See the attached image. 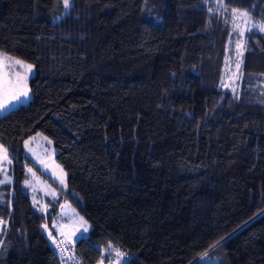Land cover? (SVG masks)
I'll return each mask as SVG.
<instances>
[{"label":"trees","instance_id":"trees-1","mask_svg":"<svg viewBox=\"0 0 264 264\" xmlns=\"http://www.w3.org/2000/svg\"><path fill=\"white\" fill-rule=\"evenodd\" d=\"M226 5L0 0V52L34 65L31 99L0 114V264H63L48 234L63 198L90 223L84 264L109 241L130 264H264V33L244 37L236 88L222 80L230 9L260 21L264 0ZM38 132L66 172L45 212L25 185Z\"/></svg>","mask_w":264,"mask_h":264},{"label":"rangeland","instance_id":"rangeland-1","mask_svg":"<svg viewBox=\"0 0 264 264\" xmlns=\"http://www.w3.org/2000/svg\"><path fill=\"white\" fill-rule=\"evenodd\" d=\"M241 27H244L243 21H241ZM242 39L244 40V37L242 38L239 35L238 31L233 30V24H232L231 36L226 48L225 67L222 78L223 85L227 84L228 87L231 88H236L237 81L239 79V78H234L237 72L236 45ZM0 54L3 53L0 52ZM11 58H13V60L17 59L14 57ZM25 63L31 64L28 62ZM31 65L33 66V68L31 73L28 75V79H27L28 89H29V84H28L29 77L34 74V65L33 64ZM17 73L24 74V69L21 68L19 65L11 66L9 64H5L4 67L0 68V79L7 78V79L15 80ZM30 99H31V93H30ZM28 101L29 100L24 101L23 103H27ZM26 140L29 141V144L28 147H25V144L23 143L24 153L31 159L34 165V166H30V165L27 166V170L31 169V172L28 171L29 178L27 179V181H29L30 192L32 194L33 200L38 204H40L41 208L46 209L47 202H46L45 194L47 192L43 190L42 186H45L49 190L53 191L51 193L52 194L55 193L54 196H57L56 195L57 190L59 191L66 188V172L57 163L55 159L56 150L50 138L38 132L29 136L28 138H26ZM29 149H31V151ZM7 169H8L7 170V175H8L9 165H7ZM1 173L3 174L2 179H4L5 173L3 171H1ZM61 179H63L64 181L63 184L61 183ZM57 217L59 221H57L55 224L58 223L60 227L63 226V228H66V230H71V228L79 229L82 223L81 218H83V221L87 222L85 225L86 227L90 225L89 221L85 218V216H83L78 211V209L69 200L65 198H63L60 204L58 205ZM45 229L47 230V228ZM58 235H62V234L59 233L56 236Z\"/></svg>","mask_w":264,"mask_h":264},{"label":"snow or ice","instance_id":"snow-or-ice-1","mask_svg":"<svg viewBox=\"0 0 264 264\" xmlns=\"http://www.w3.org/2000/svg\"><path fill=\"white\" fill-rule=\"evenodd\" d=\"M213 3L217 5V7H209V12H216L219 13L221 9H224L225 11H228L226 0H205V3ZM63 7L67 11L71 7V0H62ZM232 14V24H233V30L238 31L239 35L243 38L247 34L254 32L255 30H258L261 33H264V17H261L260 21H254L253 17L250 15L249 10L245 9H237V8H231L230 9ZM58 20L59 17H56ZM241 21H243L244 27H241ZM237 63H236V74L234 78H239L241 73V65H242V59L245 47H246V40H241L237 43ZM5 64H9L11 66L19 65L21 68L24 69V74L17 73L16 79H7L3 78L0 79V113L9 112L12 110H15V107L24 101L30 100V90L27 87V79L28 75L31 73L33 66L31 64H26L22 60L15 59L7 56L6 53L0 54V68L4 67ZM225 88L228 87L227 84L224 85ZM234 91V90H233ZM25 147H28L29 141H24ZM31 151V149H29ZM6 162V164H5ZM12 160L9 159V152L8 149L5 148L2 144H0V171H3L5 173L4 179L0 180V184H6L11 181V177L7 175V165H11ZM29 172H31V169H28ZM61 183L63 184L64 181L61 179ZM25 185H29V181H25ZM55 195V193H53ZM81 229H78L76 232L72 233V236L76 239L83 238L84 235L88 232V227H86V221H83V218H81ZM7 222L0 220V225H6ZM42 227L47 228V225H43ZM3 229L0 228V231ZM49 237L53 239V243H56V240L54 237H52V233L49 232ZM225 237H221L220 240H217L215 243L210 245V247H216L218 246ZM63 243V242H61ZM101 251V264H103V260L107 258L108 256H111L112 252H115V256L117 259V264H121V261H123V264H130L127 258V254L120 251L119 248L114 247L113 243L111 241L108 242L107 246L103 249H98ZM61 251H66V249L62 248ZM207 255V252L204 254ZM69 259H73V257H68ZM203 258V257H202Z\"/></svg>","mask_w":264,"mask_h":264},{"label":"built area","instance_id":"built-area-1","mask_svg":"<svg viewBox=\"0 0 264 264\" xmlns=\"http://www.w3.org/2000/svg\"><path fill=\"white\" fill-rule=\"evenodd\" d=\"M82 231V229H81ZM88 235V232L84 235L86 237ZM56 243L55 250L59 258L61 259V262L63 264H84L82 260L76 255L75 252V244L78 239H74L71 236H65V235H58L55 237ZM63 242V243H61ZM64 248L66 251H61V249ZM125 254H127L128 260H131L133 258V254H131L129 251L122 250ZM73 257V259H69L68 257ZM117 257L110 259L108 261H104L103 264H117ZM121 264H123V261H121Z\"/></svg>","mask_w":264,"mask_h":264},{"label":"crops","instance_id":"crops-1","mask_svg":"<svg viewBox=\"0 0 264 264\" xmlns=\"http://www.w3.org/2000/svg\"><path fill=\"white\" fill-rule=\"evenodd\" d=\"M0 173H1V171H0ZM42 188H43V190L44 191H46L47 193L45 194V198H46V202H47V204H46V209H43V208H41V205L39 204V208L42 210V211H47L50 207H49V204H51L52 202H54L55 200H56V198H57V196H54L51 192H53V191H51V190H49L48 188H46L45 186H42ZM57 195V194H56ZM62 201V200H61ZM37 203V202H36ZM60 204V203H59ZM57 209H58V206H57ZM58 217H57V214L55 215V217H54V219H53V225H54V229L56 230V232H57V234H59V233H61L62 235H65V236H71L72 238H74L75 239V237H73L72 236V233L73 232H76L78 229H73V228H71V230H66V228H63V226L62 227H60L59 225H58V223L57 224H55L57 221H59V219H57ZM56 225V226H55ZM89 227H90V225L88 226V229H89ZM79 229H81V227L79 228Z\"/></svg>","mask_w":264,"mask_h":264}]
</instances>
